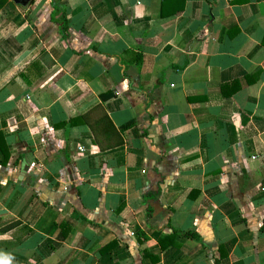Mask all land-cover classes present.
<instances>
[{"label": "crops", "instance_id": "crops-1", "mask_svg": "<svg viewBox=\"0 0 264 264\" xmlns=\"http://www.w3.org/2000/svg\"><path fill=\"white\" fill-rule=\"evenodd\" d=\"M58 1L0 28V264H264V0Z\"/></svg>", "mask_w": 264, "mask_h": 264}, {"label": "trees", "instance_id": "trees-1", "mask_svg": "<svg viewBox=\"0 0 264 264\" xmlns=\"http://www.w3.org/2000/svg\"><path fill=\"white\" fill-rule=\"evenodd\" d=\"M8 1L9 0H0V10H2L5 7ZM164 1L165 0H162V11H163ZM51 5L53 8V12L51 13V21L59 25V31L61 35L65 36L66 33L69 31L68 20H67V10L59 4L58 0H51ZM175 12H177V9L173 11V14H175ZM140 58L141 56L138 55L137 57L138 62H140ZM98 121L100 125H98ZM69 124L70 125H87L92 130L95 136V142H97L99 148H102V144L99 139V135H100L99 132H101V128L106 129L109 126L113 127V124L111 123L110 118L105 112L103 106L100 104L92 106L86 112H84L79 118L71 120ZM112 137H117V140L116 142H110L112 141V138L108 137L109 138V141H108L109 148L121 146L124 143L121 134H119L118 132H114ZM178 234H181L182 236L192 239L194 241L200 242L201 244H203V246H206L201 236L196 232L190 231L186 233H178L177 231H172L170 235L165 236L159 240L162 250L169 249L173 246H178L174 242H170L169 244H165L164 242V240L167 239V237L168 239L173 240L175 239V236H177ZM225 256L226 254H224L223 252H220L219 257L214 259V264H221Z\"/></svg>", "mask_w": 264, "mask_h": 264}, {"label": "rangeland", "instance_id": "rangeland-1", "mask_svg": "<svg viewBox=\"0 0 264 264\" xmlns=\"http://www.w3.org/2000/svg\"><path fill=\"white\" fill-rule=\"evenodd\" d=\"M38 12V11H36ZM46 11H44L43 13H45ZM26 13L25 10H23L22 8L16 7L12 2L8 1L7 4L5 5V7L0 10V19H1V23H0V28H6L3 27L4 26H8L10 24L8 19H12V17L16 16V17H23L24 14ZM31 13H35V10H33V12L30 11L29 15ZM25 16L26 18L29 17ZM23 19V18H22Z\"/></svg>", "mask_w": 264, "mask_h": 264}, {"label": "water", "instance_id": "water-1", "mask_svg": "<svg viewBox=\"0 0 264 264\" xmlns=\"http://www.w3.org/2000/svg\"><path fill=\"white\" fill-rule=\"evenodd\" d=\"M9 1H11L15 5L21 6L23 8H27V7L31 6L35 2V0H9Z\"/></svg>", "mask_w": 264, "mask_h": 264}]
</instances>
